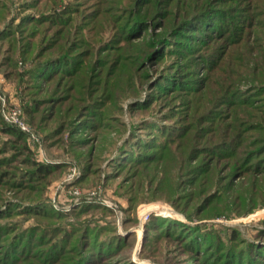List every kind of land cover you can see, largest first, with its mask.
<instances>
[{
  "label": "rangeland",
  "instance_id": "374dc122",
  "mask_svg": "<svg viewBox=\"0 0 264 264\" xmlns=\"http://www.w3.org/2000/svg\"><path fill=\"white\" fill-rule=\"evenodd\" d=\"M63 1L73 4L72 2L76 0ZM145 1L133 0V5L134 15L143 17L147 22L126 38L129 41L115 39L112 42L114 52H111L113 55L111 60L107 57L110 52L100 54L98 50L96 51L99 60L110 62L114 59L123 60L111 75L112 79H116L119 94L114 95L113 103H107L105 111H101L102 119L106 120V123L99 129V133L95 134L94 130L79 124L75 126L77 130L68 126L58 128L54 119L48 120L43 108L41 117L45 121L39 127L37 122L31 121L23 112L27 99L21 93L23 86L19 77L24 74L29 63H18L17 71L10 65L7 66L8 64L7 67L0 66V127L17 129L4 118L9 110L16 107L19 111L18 120L24 124L27 131L26 133L17 129L22 134L21 140L0 131V162L2 161L0 172L5 174H2L0 181V264L4 263V255L7 257L5 264H45L42 260H37L35 255L48 249L37 247L38 237L32 241L30 236L34 235L35 226L41 228L53 225H63L67 231L74 227L81 230L73 234L69 244L58 248L60 251L70 248L68 250L72 253L61 255L59 251L53 254L51 250L48 251V256H52L48 257L50 259L59 253L57 261L52 264H71L72 261L78 260L77 252H82L85 242H88L87 236L81 233L87 225L94 231L88 237L89 244H94L92 238L97 236L96 240L102 244L98 247H101L100 250L104 254L109 253V257L105 255L92 260L88 255L85 256L84 264H237L236 258L239 264H247L249 261L264 264L263 154L259 156L263 158L258 167L260 175L240 172L239 177L231 178L228 177V170L220 171L223 180L220 184L229 191L227 195L224 193L221 198L211 201L201 210L199 207L203 198L215 192V188L209 186L199 191L198 183L189 181L191 177H188V173L177 176L179 171L175 173V170L169 169L174 175L169 177L170 181L163 178L162 185H159L158 178L163 175L156 173L153 168L144 170L134 166L132 161L124 163L123 168L113 164L117 148L131 140L133 134L141 137L140 140L147 139L148 142L154 140L152 136L154 138L162 136L152 129L144 133L143 130L146 128L140 126L141 120L154 122L155 128L162 127L169 132L174 130V126H185L188 111L186 105L188 103H185V100L191 95L189 92L186 95L174 92L171 90L172 86L168 87L170 88L168 94H164L162 86L167 87V83H158L164 74L171 78L179 76L180 80L192 84L196 82L201 94L209 93V88L203 85L206 84L208 75L212 73V67L209 69L206 67L209 62L204 55L208 53L207 49L203 43H197L192 39L196 38L194 34H187L185 31V40L173 38L171 39L173 41L159 45L160 38L168 35V30H165L167 13L170 11L167 5L175 0H166L163 5L162 2L154 0V6L150 4L145 6ZM13 2L11 16L8 21L0 23V32H3L12 21L14 26L17 25L20 16H41L51 12V6L45 4L47 0ZM25 2L36 3L38 7L33 9L21 7L27 10L18 7V4L26 5ZM113 2L117 7L116 0ZM205 3L210 4L208 8L212 12L216 10L222 14L223 22H228L232 18H229L230 16L237 14L240 19L235 18V21L241 20L244 24L240 28L236 27L238 29L231 37L226 34L223 36L227 39L222 42L225 44L221 50L222 57L216 59L214 56V60H242L239 62L246 65L244 60H250L247 54H250L253 60H264V0H237V7H234L233 0H196L193 7L201 8ZM118 5L130 7L128 0H120ZM232 6L233 8H230ZM60 8L61 5L57 10ZM124 13L122 12L120 16ZM220 14L212 13L208 19L214 18L215 23H220ZM222 27L227 34L235 29H226L225 25ZM219 36L220 32L215 30L211 33V42L219 44L220 41L217 40ZM110 37L112 33L108 32L102 36V40L106 42ZM189 37L192 38L188 39ZM202 37L203 35L201 39ZM122 38L125 40V36ZM7 41L6 37L0 39V65L4 63ZM151 42H154L153 47L149 46ZM119 45L124 48L121 50L122 58L117 56ZM190 49L192 50L188 55L183 54L185 60H175L174 50ZM151 52L154 53L153 59L145 60ZM106 62L96 65V69L103 73L109 71L113 64ZM92 65L94 68L93 61ZM243 72L235 66H231L227 71L238 76ZM130 73L135 76L131 82L128 78ZM157 83L160 88L159 85L154 86ZM235 86L236 100L249 99L251 106L256 108L252 111L254 116L264 115V71L241 75ZM184 87L188 88L186 85ZM253 88H256L253 93L244 95ZM177 90L181 91L182 88ZM1 98L5 100L4 105ZM185 105V108H180ZM216 107L217 105L214 108ZM226 107L220 106L217 113L224 114ZM167 116L173 117L170 119ZM257 123L258 126L262 124L261 127H264V122ZM73 132L77 133L70 137ZM253 136L262 142L261 133ZM77 139H88V144L82 147L70 144L69 140ZM134 142L133 146H136L135 144L140 141L138 139ZM79 153L82 155L79 156ZM25 156L37 165L57 168L44 179V188L42 187L41 191L23 189L24 183H28L29 180L26 170L30 168L22 163ZM199 161L200 159L193 161L190 166H195ZM252 162L254 161L251 160V166ZM225 163L220 160L219 168ZM192 179L196 180L197 177ZM173 180L175 183H172ZM18 182L21 183V188L15 187L14 183ZM31 185L35 186L34 188L40 186L38 182ZM36 201L45 204L54 215L62 218L42 217L30 213L36 206ZM233 232L235 238L232 240ZM28 235L30 236L27 237ZM35 235L39 236L38 233ZM46 239L47 236L44 237V240ZM58 239L52 240V243H58ZM228 247H231L230 250L225 252ZM94 248L85 249L86 253H95ZM12 256L16 259L11 260ZM229 257L233 258L232 262L229 261ZM95 260L98 261L95 263L93 262Z\"/></svg>",
  "mask_w": 264,
  "mask_h": 264
},
{
  "label": "trees",
  "instance_id": "16d2710c",
  "mask_svg": "<svg viewBox=\"0 0 264 264\" xmlns=\"http://www.w3.org/2000/svg\"><path fill=\"white\" fill-rule=\"evenodd\" d=\"M118 1L120 0H116L117 7H115L113 0H76L72 2L73 4L70 2L65 3L63 0H47L45 4L51 6L50 14L20 16L17 25L14 26V21H12L11 24H7L3 32H0V39L6 37L8 40L4 63L2 62L0 66L5 65L7 67L10 65L17 71L18 63H29V67H26L24 74L19 77L23 86L21 93L27 99L23 112L30 117L31 121L37 122L39 127L45 121L41 117L42 108L43 112L47 114L48 120L54 119L57 122L58 128L64 126L75 128L79 124L81 126L84 125V128L94 130V133H99V129L105 125L106 120L103 121L101 111H105L107 103H113L114 95L119 94L116 79H112L111 75L114 74L115 68H118L123 63V60L115 59L111 61L112 63L110 62L113 56L111 52H114V43L112 42L115 39L123 42L129 41L126 38L133 31L135 32L137 29L142 28L144 23L147 22L143 17L134 15L135 6L133 5V0H128L130 7L118 5ZM165 1L158 0L157 2H162L163 5ZM195 1L175 0L167 5L168 10H170L167 13L168 20L165 24V30H168V35L162 36L158 42H160L159 45L161 46L173 41L171 40L173 38H183L182 40H185V31H187V34H194L196 38L189 37L188 39L192 38L197 43L204 44L208 52L204 55L206 60H209L206 67L208 69L212 67V73L210 76L208 75L206 84L203 85V87L209 88V93L206 95L201 94L196 82L192 84V82L180 80L179 76L171 78V76L164 74L163 78L158 82L167 83V87L162 86L164 94H168L170 89L168 87L172 86L171 90L174 92L178 91L182 95L190 93L191 95L190 98L186 97L187 100H185V103H188L186 104L188 111L184 122L185 126H174V130L169 132L162 127L155 128L153 126L154 122H148L146 119L141 120L140 126L144 129L146 128V130H143L144 133H148L147 131L152 129L156 133L162 134V136L159 138L152 136L151 138L154 140L148 142L147 139L140 140L141 137L133 134L131 140L127 141L122 147L117 148V156L113 164L122 167L125 165L124 163L132 161L134 166L141 167V169L153 168L157 171L156 173L163 175L161 176L162 178H158L160 179L159 185H162L163 178H168L170 181L169 177L174 175L172 173L173 170H175V173L179 171L177 176L188 173V177H191L189 181L198 183L199 191L209 186L215 188V192L209 193L203 198L199 207L201 210L203 206L209 205L211 201L218 200L224 193L227 195L229 191L224 185L220 184L222 180L220 171L225 172L228 170V177L231 178L239 177L240 172H249L254 175H260L261 173L258 171V167L261 165L260 160L263 159L259 158V156L264 155V127H261L262 124L258 126L257 121L260 123L264 122V115L254 116L252 111L256 110V108L251 106L252 103L248 102L249 99L245 101L236 100L235 85L243 74L264 71V60H253L250 54H247L250 60H244L246 65L239 62L242 60H214V56L216 59L219 58L222 46L225 45L223 43L227 37L223 36L226 34L231 37L238 29L236 27L239 26L240 28L244 24L241 20L235 21V18H239L237 14L230 16L229 18H232L228 22H223L221 20L222 14L216 10L212 12L208 8L210 4L205 3L201 8L196 9L193 7ZM233 1L234 7H237V0ZM13 4V0H0V23L9 20L11 5ZM136 4L138 5L137 1ZM147 4L154 6L155 1L146 0L145 6ZM60 5L61 8L58 11L57 9ZM18 7L33 9L38 6L36 3L28 2L26 5L23 3L18 4ZM20 8H18V11ZM24 8L21 9L27 10ZM230 8H233V6ZM122 12L125 13L120 16ZM212 13L220 14V23H215L214 18L208 19ZM224 17L226 18L225 14ZM221 24L225 25L226 29H235L227 34V32L223 31ZM215 30L220 32V36L217 38L220 41L219 44L211 42L210 36ZM108 32L112 33V37L105 42L102 40V36ZM206 34L208 35L206 36ZM202 35L203 39H201ZM124 36L125 40L122 38ZM154 42L149 43V46L153 47ZM97 50L100 54L110 52L107 55L110 60H99L100 58L96 57ZM121 50H124L122 46L117 50V56L120 58L123 55ZM191 50H174L175 60L183 61L184 55H188ZM153 57L154 53L151 52L146 56L148 59L145 60H152ZM92 61L94 68H92ZM104 61H107L106 64H113V66H110L109 71H104L103 73L101 70L96 69V65H100ZM250 65H252L251 68ZM231 66H235L240 72H244L240 76L235 73H227ZM131 71L134 73L133 70ZM8 74L9 72L6 73V75ZM178 74L179 72L176 75ZM134 77V74H128L129 82L133 81ZM184 77L186 76L184 75ZM126 81H128L127 78ZM158 83L154 86H158ZM184 85L188 88H185ZM177 88H182V90L179 91ZM255 89L248 90L244 95L253 93ZM186 105L180 108H185ZM215 105H217L216 108H214ZM220 106H227L224 114L217 113ZM168 117L172 119L173 116ZM167 118L165 120H168ZM74 130L77 129L75 128ZM0 131L13 136L16 140H21L22 134L17 129L0 127ZM76 133H71L70 137ZM257 133H261L260 140L262 142H259L258 138L254 139L255 136L253 135H257ZM138 139L140 142L133 146L134 141ZM69 142L82 147L88 144V139L69 140ZM78 155L81 156L82 154L79 153ZM198 159H200L198 164L191 167L190 164ZM220 160L226 163L219 168L218 163ZM251 160L254 161L252 166ZM22 163L30 167L26 170L29 180L28 183H24L23 189L25 188V190L35 191L36 189L41 191L42 187L44 188V179L49 176L50 172L57 169L51 166L37 165L31 162L28 156L24 157ZM171 163L172 166L170 167ZM0 164H2V161ZM2 174L5 175L4 172H0V181L3 177ZM194 177H197V179L193 180L192 178ZM35 182H38L40 186L34 188L35 186H32L31 183ZM172 183H175V181L173 180ZM14 185L16 188H21L20 182L14 183ZM221 190L224 191L221 192ZM35 203L36 206L32 208L30 213L42 217L62 218L54 215L51 209L46 208L45 204L37 203V201ZM62 226L33 227L34 235L31 234V236L28 235L27 237L30 236L32 241L38 237L37 247H46L48 249L45 252H37V255H35L37 260L40 259L45 264L55 263L59 253L50 259L48 258L52 257L48 256V251L50 250L52 254L56 251H59L61 255L63 253H72L71 250H68L70 248H65V251H60L58 248L61 245L69 244V239L74 236V233H79L81 229H75L74 227L67 231ZM84 228L81 233L83 236H87L88 242L84 240L86 243L84 250L77 252L76 259L78 260L72 261L71 264H84L85 256L88 255L92 260L105 255L108 258L109 253L106 251L105 253L107 254H104L100 250L101 247H98L102 244L96 240L97 236L92 238V243L94 244H89L88 237L94 231L89 225L84 226ZM37 233L39 236L35 235ZM96 235H98V232ZM45 236L48 237L47 241L44 240ZM56 238H59V242L56 244L52 243V240ZM234 238L235 232L231 233V239L233 240ZM36 243L33 242V244ZM91 247H95L93 249L95 253H86L87 250L85 249ZM230 248H226L225 252L230 250ZM9 252L11 253V251ZM4 258L5 260L2 264H5L7 260L6 255H4ZM13 259L16 258L12 256L11 260ZM53 259L55 260L53 261ZM229 259V261L233 260L230 257ZM97 261L93 262L96 263ZM238 261L236 258L235 263L239 264ZM247 264H254V262L249 261Z\"/></svg>",
  "mask_w": 264,
  "mask_h": 264
},
{
  "label": "built area",
  "instance_id": "2783aa9c",
  "mask_svg": "<svg viewBox=\"0 0 264 264\" xmlns=\"http://www.w3.org/2000/svg\"><path fill=\"white\" fill-rule=\"evenodd\" d=\"M2 105L5 104V100L1 98ZM19 111L16 109V107H13L11 110H9L8 114L4 116L5 120L14 125L17 129L22 130L27 133L24 124L18 120L17 114Z\"/></svg>",
  "mask_w": 264,
  "mask_h": 264
}]
</instances>
